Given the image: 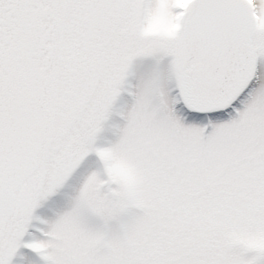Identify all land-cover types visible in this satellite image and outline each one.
Listing matches in <instances>:
<instances>
[{
	"label": "snow or ice",
	"instance_id": "obj_1",
	"mask_svg": "<svg viewBox=\"0 0 264 264\" xmlns=\"http://www.w3.org/2000/svg\"><path fill=\"white\" fill-rule=\"evenodd\" d=\"M0 264H264V0H0Z\"/></svg>",
	"mask_w": 264,
	"mask_h": 264
}]
</instances>
